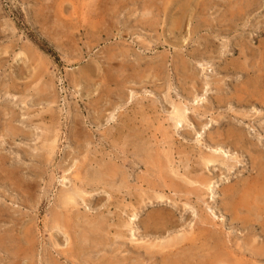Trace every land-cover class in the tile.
<instances>
[{"label": "rangeland", "instance_id": "rangeland-1", "mask_svg": "<svg viewBox=\"0 0 264 264\" xmlns=\"http://www.w3.org/2000/svg\"><path fill=\"white\" fill-rule=\"evenodd\" d=\"M180 1L0 0V264H264V0Z\"/></svg>", "mask_w": 264, "mask_h": 264}, {"label": "bare ground", "instance_id": "bare-ground-1", "mask_svg": "<svg viewBox=\"0 0 264 264\" xmlns=\"http://www.w3.org/2000/svg\"><path fill=\"white\" fill-rule=\"evenodd\" d=\"M134 1V0H133ZM148 1V0H147ZM158 1V0H157ZM169 2L170 0H166V2ZM173 2H174V0H172ZM176 1V0H175ZM189 1V0H188ZM192 0H190V2H187V1H185V2H182V0L180 1V2H182L183 4L184 3H187L188 5H189V3L191 4V3H193V1L191 2ZM119 2V1H118ZM131 2V1H130ZM144 2V1H143ZM150 2V1H149ZM178 2V1H177ZM176 2V3H177ZM121 3H124V2H121ZM137 3V2H136ZM135 3V4H136ZM139 3V2H138ZM153 3V2H152ZM151 3V4H152ZM169 3H171V2H169ZM118 4V3H117ZM147 4V3H146ZM149 4L150 3H148V7H149ZM157 4V3H156ZM160 4V3H159ZM173 4H175V2L173 3ZM172 3H171V5H173ZM187 4L184 6V7H186V9H185V11H184V9L182 10V11H184V13H186V11H187V9L190 7V5H189V7L187 8ZM197 4V3H196ZM239 4V3H238ZM246 4V3H245ZM143 6H145L144 4H142ZM154 5V4H153ZM163 4H161V6H162ZM232 5V4H231ZM151 6V5H150ZM159 6V5H158ZM160 6V7H161ZM180 6H182L181 4H180ZM55 7V6H54ZM155 7V6H154ZM163 7V6H162ZM173 7V6H172ZM171 6L169 7L170 9L172 8ZM234 7V6H233ZM136 8V7H135ZM147 8V7H146ZM146 8H144V9H146ZM181 8V7H180ZM183 8V7H182ZM261 8V7H260ZM148 9V8H147ZM146 9V10H147ZM152 9V8H151ZM154 9V8H153ZM157 8H155V10H156ZM164 9V8H163ZM162 9V10H163ZM195 9V8H194ZM149 11H150V9H148ZM142 11V10H141ZM148 11V13H150ZM157 11V10H156ZM181 11V10H180ZM182 11H181V13H182ZM192 11V10H191ZM145 12H147V11H145ZM164 12H165V10H164ZM173 12H175V11H173ZM236 12V11H235ZM137 13V12H136ZM141 13V12H140ZM156 13V12H155ZM159 13H161L160 11L158 12V14ZM184 13H182V14H184ZM139 14V13H138ZM241 14V13H240ZM146 15H148L147 13H146ZM150 15V14H149ZM156 15V14H155ZM178 15V14H177ZM176 15V16H177ZM144 16V15H143ZM193 16V15H192ZM136 17V16H135ZM165 17V16H164ZM182 17V16H181ZM233 17V16H232ZM142 18V17H141ZM147 18V17H146ZM149 18H151V17H149ZM148 18V19H149ZM174 18V17H173ZM147 19V20H148ZM143 20H145V18H143ZM182 20V19H181ZM146 21V20H145ZM152 21V20H151ZM156 21V20H155ZM159 21V20H158ZM165 21V20H164ZM178 21V20H177ZM225 21V20H224ZM144 23H146V22H144ZM177 23V22H176ZM139 24V23H138ZM148 23H146V25H147ZM176 26H177V24H176ZM176 26H174V27H176ZM153 27V26H152ZM225 27V26H224ZM176 28H178V27H176ZM175 29V28H174ZM195 30V29H194ZM192 32V31H191ZM197 32V31H196ZM180 47V46H179ZM249 49V48H248ZM119 54V53H118ZM126 55H127V53H126ZM123 56V55H122ZM113 58V57H112ZM112 60V59H111ZM185 61V60H184ZM247 61V60H246ZM124 63H126L125 61H123ZM122 67V66H121ZM126 68H127V66H126ZM237 68V67H236ZM132 69V68H131ZM247 70V69H246ZM238 71H239V69H238ZM248 71V70H247ZM89 72V71H88ZM249 72V71H248ZM261 72V71H260ZM81 75V74H80ZM85 75V74H84ZM260 77V76H259ZM82 78H84V77H82ZM87 78H89V77H87ZM261 78V77H260ZM142 79V78H141ZM264 79V78H263ZM127 80V79H126ZM258 80H259V78H258ZM261 80V79H260ZM259 80V81H260ZM84 81V80H83ZM141 81V80H140ZM86 83V82H85ZM247 83V82H246ZM259 83V82H258ZM243 85V84H242ZM263 85V84H262ZM259 86H261V85H259ZM238 88V87H237ZM247 88V87H246ZM245 88V89H246ZM257 88V87H256ZM261 90H264V88L263 89H261ZM252 91V90H251ZM255 91V90H254ZM246 92V91H245ZM249 92V91H248ZM262 92V91H261ZM249 93H251V92H249ZM253 93V92H252ZM258 93V92H257ZM248 94V93H247ZM255 95V94H254ZM248 96H250L249 94H248ZM251 97H253V96H251ZM262 97V96H261ZM263 97H264V95H263ZM53 98V97H52ZM243 98V97H242ZM245 98V97H244ZM248 99V98H247ZM263 99V98H262ZM251 100V99H250ZM237 102V101H236ZM250 102V101H249ZM179 109V108H178ZM185 108H183V110H184ZM176 111V110H175ZM186 112V111H185ZM183 113V112H182ZM186 114V113H185ZM173 115H175V112L173 113ZM175 117H176V115H175ZM177 117L179 118H177V121L175 122V124H176V126L177 127H180L181 126V123H182V119H181V117H182V115L180 114H178L177 115ZM184 118V117H183ZM172 121H174V120H172ZM8 122V121H7ZM5 125V124H4ZM5 127V126H4ZM9 128V127H8ZM7 128V129H8ZM12 129V128H11ZM230 132V131H229ZM10 133H11V131H10ZM226 133V132H225ZM231 133V132H230ZM233 133V132H232ZM237 133V132H236ZM9 134V133H8ZM19 133H16L15 135H18ZM227 135V134H226ZM226 135H225V137H224V139L226 138ZM232 135V134H231ZM230 135V136H231ZM235 135V134H234ZM237 135V134H236ZM229 136V135H228ZM242 136V135H241ZM245 136V135H244ZM222 137V136H221ZM237 137L239 138V135H237ZM246 137V136H245ZM54 138V137H53ZM132 138V137H131ZM241 140V139H240ZM225 141V140H224ZM231 141H233V140H231ZM233 142H235V141H233ZM244 143V142H243ZM234 144V143H233ZM235 145V144H234ZM237 146V145H236ZM216 151V150H215ZM139 152V151H138ZM219 152H222V150L221 151H219ZM143 153V152H142ZM157 153V152H156ZM176 153V152H175ZM215 153V152H214ZM217 153V152H216ZM151 155V154H150ZM204 155V154H203ZM180 156H182V155H180ZM185 156V155H184ZM202 156V155H201ZM222 156V155H221ZM137 157V156H136ZM152 157V156H151ZM204 157H205V155H204ZM1 158V157H0ZM138 158V157H137ZM221 158V157H220ZM223 158V157H222ZM143 159V158H142ZM150 160H151V158H149ZM204 159V162H205V164L207 165V166H210V164L212 165H214L216 162L218 163L219 162V160H218V155L217 156H207L206 158H203ZM1 160V159H0ZM3 161V160H2ZM143 161V160H142ZM187 161V160H186ZM255 161H257V159H255ZM262 161V160H261ZM264 161V160H263ZM4 162V161H3ZM2 162V163H3ZM148 162V161H147ZM173 162V161H172ZM221 162V161H220ZM258 162H260V161H258ZM1 163V164H2ZM149 163V162H148ZM202 163V162H201ZM261 163V162H260ZM84 164V163H83ZM146 164V163H145ZM181 164V163H180ZM220 164V163H219ZM225 164V163H224ZM254 164H255V162H254ZM262 164V163H261ZM140 165V164H139ZM263 165V164H262ZM200 166V165H199ZM228 166V168H229V170L231 171L232 170V166L231 165H226V167ZM82 167V166H81ZM157 167H159V166H157ZM166 167V166H165ZM187 167V166H186ZM253 167H255V165H253ZM260 167V166H259ZM80 168V167H79ZM98 168V167H97ZM100 169L99 170H101L100 171V173L99 174H97V172H99V171H97V172H95L97 175H95L96 177H94V178H92V179H89V182H92L91 184H92V187H93V183H95L96 185L98 184V186H99V184H101L102 185V182L104 183V180L107 178V177H109V178H111V177H115L116 176V172H115V169H114V167L113 166H111V165H100V167H99ZM162 168V167H161ZM185 168V167H184ZM258 168V167H257ZM168 169V168H167ZM255 169H256V167H255ZM148 170V169H147ZM262 170V169H261ZM3 171V170H2ZM82 171V170H81ZM157 171V170H156ZM9 172V171H8ZM80 172V171H79ZM148 172V171H147ZM2 173V172H1ZM94 173V174H95ZM150 173V172H149ZM160 173V172H159ZM164 173V172H163ZM166 173V172H165ZM164 173V174H165ZM93 174V175H94ZM3 175H4V173H3ZM6 175V174H5ZM4 175V176H5ZM8 175H10V174H8ZM16 175V174H15ZM167 175V174H166ZM7 176V175H6ZM6 176H5V179H6ZM91 176V175H90ZM165 176V175H164ZM0 177H2V176H0ZM12 177V176H11ZM82 177V176H81ZM127 177V176H126ZM182 177V176H181ZM16 178V177H15ZM83 178V177H82ZM161 178V177H160ZM1 179V178H0ZM5 179H3L2 181H4ZM14 179V178H13ZM17 179V178H16ZM143 179V181H144V183L147 181L148 182V179H147V177H146V181L144 180V178H142ZM142 179H140V180H142ZM165 179V178H164ZM168 179V178H167ZM170 179V178H169ZM207 179V178H206ZM81 180V179H80ZM88 180V179H87ZM107 180V179H106ZM126 180V179H125ZM152 180H154V179H152ZM185 180V179H184ZM209 180V179H208ZM6 181H8V180H6ZM9 181H10V179H9ZM13 181V180H12ZM127 181V180H126ZM159 181V180H158ZM197 181V180H196ZM205 181V179L203 180L202 178H201V180H200V184L202 183V182H204ZM210 181V180H209ZM261 182H262V180H260ZM15 182V181H14ZM84 182H85V180H84ZM106 182V181H105ZM125 182V181H124ZM151 180L149 181V184L151 185ZM178 182V181H177ZM7 183V182H6ZM122 183V182H121ZM141 183H143L142 181H141ZM256 183H258V182H256ZM14 184L15 183H13L12 185L14 186ZM80 184V183H79ZM85 184H86V182H85ZM84 184V185H85ZM88 184V183H87ZM90 184V185H91ZM126 184H128L127 182H126ZM126 184H124V185H126ZM186 184V183H185ZM194 184V186L192 187V189L196 192V191H199V189L198 188H200V187H197L196 185L198 184V183H193ZM83 185V184H82ZM84 185H83V187H84ZM177 185V184H176ZM179 185H180V182H179ZM113 186V185H112ZM127 186V185H126ZM182 186V185H181ZM186 186V185H185ZM209 186V185H208ZM245 186V185H244ZM250 186V185H249ZM248 186V187H249ZM251 186H254V185H251ZM80 187V186H79ZM78 187V188H79ZM119 187V186H118ZM130 187V186H129ZM128 187V188H129ZM170 187H171V185H170ZM177 187V186H176ZM180 187V186H179ZM246 187V186H245ZM260 187V186H259ZM74 188H75V186H74ZM127 188V189H128ZM165 188V187H164ZM183 188V187H182ZM182 188H180V189H182ZM187 188H188V186H187ZM191 188V187H190ZM225 188H227V187H225ZM249 188H251V187H249ZM255 188V187H254ZM258 188V187H257ZM261 188V187H260ZM82 189V188H81ZM121 189V188H120ZM119 189V192L121 191ZM125 189V188H124ZM132 189V188H131ZM145 189V188H144ZM149 189V188H148ZM171 189V188H170ZM184 189H185V187H184ZM224 189V188H223ZM228 189V188H227ZM246 189H247V187H246ZM263 189V188H262ZM113 190V189H112ZM158 190V189H157ZM187 190V189H186ZM185 190V191H186ZM191 190V189H190ZM255 190L257 191L258 189H256L255 188ZM66 191V190H65ZM70 191V190H69ZM76 191V190H75ZM75 191H74V193H75ZM78 191V190H77ZM85 191V190H84ZM114 191V190H113ZM125 191V190H124ZM146 191V190H145ZM182 191V190H181ZM184 191V192H185ZM189 191V190H188ZM192 191V190H191ZM242 193H244V190L242 189ZM70 192H72V191H70ZM83 192V191H82ZM157 192V191H156ZM172 192H174V191H172ZM183 192V191H182ZM190 192V191H189ZM247 192V191H246ZM63 193V192H62ZM73 193V194H74ZM76 193H79V192H76ZM84 193V192H83ZM128 193V192H127ZM168 193V192H167ZM186 193H187V191H186ZM248 193V192H247ZM249 193H250V191H249ZM251 193H252V191H251ZM80 194V193H79ZM153 194V193H152ZM155 194V193H154ZM199 193H197V195H198ZM230 194V193H229ZM253 194V193H252ZM255 194V193H254ZM257 194V193H256ZM67 195H69L68 193H67ZM140 195V194H139ZM157 195V194H156ZM160 195V194H159ZM162 195V194H161ZM184 195V194H183ZM186 195V194H185ZM190 195V194H189ZM201 195V194H200ZM242 195V197L244 196L243 194H241ZM75 196H76V194H75ZM79 196V195H78ZM153 196V195H152ZM229 196V195H228ZM159 197V196H158ZM157 197V198H158ZM183 197V196H182ZM233 197H234V195H233ZM244 197H246V196H244ZM248 197V196H247ZM256 197H258V196H256ZM261 197V196H260ZM73 198V197H72ZM80 198H81V195H80ZM143 198V197H142ZM154 198V197H153ZM161 198V201H162V197H160ZM186 198V197H185ZM199 198V197H198ZM231 198H232V195H231ZM230 198V199H231ZM249 198V197H248ZM259 198V197H258ZM60 199H61V197H60ZM65 199V198H64ZM75 199V198H74ZM82 199V198H81ZM200 199V198H199ZM251 199H252V197H251ZM255 199V198H254ZM146 200V199H145ZM155 200V199H154ZM164 200H166V199H164ZM169 200V199H168ZM238 200V202H239V199H237ZM241 200V199H240ZM248 200H250V199H247V198H244L243 199V201H241L243 204H247V202H248ZM256 200V199H255ZM255 200H253V201H255ZM83 201V200H82ZM153 201V200H152ZM159 201V200H158ZM198 201V200H197ZM233 201V200H232ZM231 201V202H232ZM261 201V200H260ZM78 202V201H77ZM139 202H141V201H139ZM145 202V201H144ZM167 202V201H166ZM201 202V201H200ZM226 202H228V201H226ZM252 202V201H251ZM251 202H250V204H251ZM257 202V201H256ZM150 203V202H149ZM160 203H162V202H160ZM229 204H230V202H228ZM253 203V202H252ZM224 204V203H223ZM254 204V203H253ZM256 204V203H255ZM254 204V205H255ZM62 205V204H61ZM76 205V204H75ZM142 205H143V203H142ZM228 205V204H227ZM233 205V210L232 209H230L231 210V212L232 211H234V208L236 209V207H234L235 205H236V202H235V204L233 203L232 204ZM240 205V204H239ZM264 205V204H263ZM72 206H74V205H72ZM226 206V205H225ZM229 206V205H228ZM241 206V205H240ZM245 206V205H244ZM249 206V205H248ZM251 206V205H250ZM61 207V206H60ZM126 207V206H125ZM132 207V206H131ZM231 207V206H230ZM229 207V208H230ZM242 207V206H241ZM253 207H256V206H253ZM260 207V206H259ZM75 208V207H74ZM133 208V207H132ZM237 208H239V207H237ZM246 208H248V207H246ZM252 208V207H251ZM257 208V207H256ZM63 209H65V208H63ZM131 209V208H130ZM242 209V208H241ZM252 209H254V208H252ZM262 209V208H261ZM132 210V209H131ZM186 210V209H185ZM227 210V209H226ZM259 210V212L261 213V211H260V209H258ZM161 211V210H160ZM239 211H240V209H239ZM252 212H254V210H251ZM1 213L3 212L2 210L0 211ZM72 212V211H71ZM229 212V211H228ZM244 212H246L245 210H244ZM264 212V211H263ZM62 213V212H61ZM68 213V212H67ZM131 213V212H130ZM240 213V212H239ZM242 213V212H241ZM251 213V212H250ZM69 214V213H68ZM230 214V213H229ZM235 214H236V212H235ZM238 214V213H237ZM243 214V213H242ZM246 214V213H245ZM254 214V213H253ZM253 214L252 215H249V212H248V215L249 216H253ZM62 215V214H61ZM138 215V214H137ZM137 215L135 216L134 215V219L132 220V223H133V221H135V219L137 218ZM239 215V214H238ZM257 215V214H256ZM255 215V216H256ZM166 216V215H165ZM237 215H235L234 217H231V218H235ZM248 216V217H249ZM258 216L260 217V215L258 214ZM257 216V217H258ZM1 218H2V216H0ZM129 217H131V216H129ZM158 218H160V216H157ZM238 217V216H237ZM254 217V216H253ZM157 218V220L155 219V217L154 216H152L151 218H150V220H149V222H147L146 224H144V225H146V229L147 228H149L150 226H151V223H153V225L154 226H156L158 223H159V219ZM202 218V217H201ZM205 218V217H204ZM242 218V217H241ZM240 218V219H241ZM104 219V218H103ZM129 219H131V218H129ZM206 219V218H205ZM209 219V218H208ZM235 219H237V218H235ZM246 219V218H245ZM255 219H256V217H255ZM260 219V218H259ZM258 219V220H259ZM242 221L244 220V218L243 219H241ZM240 220V221H241ZM250 220V219H249ZM254 220V219H253ZM253 220H252V222H253ZM257 220V221H258ZM261 220V219H260ZM63 221V220H62ZM61 221V222H62ZM106 221V220H105ZM201 221V220H200ZM200 221H198V222H200ZM210 221V220H209ZM232 221H234L233 219H232ZM237 222L239 221V218L236 220ZM241 221V222H242ZM122 223H123V221H121ZM126 222V221H125ZM124 222V223H125ZM127 222H129V221H127ZM163 222V221H162ZM207 222V221H206ZM247 223H248V221H246ZM245 222V223H246ZM255 222V221H254ZM123 223V228L124 227H126V223L124 224ZM130 223V222H129ZM209 223V222H208ZM239 223V222H238ZM244 223V222H243ZM244 223V224H245ZM256 223V222H255ZM261 223V222H260ZM262 223H263V221H262ZM65 224V223H64ZM200 224V223H199ZM257 224V223H256ZM101 225V224H100ZM118 225H120V224H118ZM129 225V224H128ZM134 225V224H133ZM166 225V224H165ZM200 225H202V224H200ZM213 225V224H212ZM246 225H248V224H246ZM246 225H245V227H246ZM253 224H251V226H252ZM90 226V225H89ZM204 226V225H203ZM243 226V225H242ZM249 226V225H248ZM254 226V225H253ZM259 226V225H258ZM264 226V225H263ZM262 226V227H263ZM95 227V226H94ZM120 228H122L121 226H119ZM129 227V226H128ZM198 227H200V226H198ZM208 227H209V224H208ZM244 227V226H243ZM261 227V228H262ZM97 228V227H96ZM89 229V228H88ZM143 229V228H142ZM197 229V228H196ZM199 229H201V227L199 228ZM203 229V228H202ZM204 229H205V227H204ZM203 229V230H204ZM208 229V228H207ZM212 229V228H211ZM211 229H210V231H211ZM128 230V229H127ZM131 230V229H130ZM198 230V229H197ZM93 231V230H92ZM204 231H206V230H204ZM203 231V232H204ZM264 231V230H263ZM263 231H261V232H263ZM97 232V231H96ZM202 232V233H203ZM31 233V232H30ZM205 233V232H204ZM66 234V233H65ZM89 234V233H88ZM132 234H133V232H132ZM81 235V234H80ZM180 236V235H179ZM178 236V237H179ZM183 236V235H182ZM208 237V236H207ZM213 237V236H212ZM185 238H186V236H185ZM184 237H183V239H185ZM79 239V238H78ZM77 239V240H78ZM81 239V238H80ZM83 239H84V237H83ZM170 239H171V237H170ZM208 239V238H207ZM132 240V239H131ZM177 240V239H176ZM179 240H181L180 238H179ZM196 240V239H195ZM195 240H194V242H195ZM225 240V239H224ZM85 241V240H84ZM167 241V240H166ZM175 240H173V242H174ZM191 241H193V239L191 240ZM222 241V240H221ZM221 241H220V243H221ZM8 242V237H6V236H0V247H2V245H5L6 243ZM91 242V241H90ZM165 242V241H164ZM163 242V243H164ZM168 242V241H167ZM176 242V241H175ZM178 242V241H177ZM176 242V243H177ZM181 242V241H180ZM209 242V241H208ZM218 242V241H217ZM146 243V242H145ZM219 243V244H220ZM82 244V243H81ZM99 244V243H98ZM165 244V243H164ZM167 244V243H166ZM168 244H169V242H168ZM167 244V245H168ZM171 244V243H170ZM181 244V243H180ZM193 244H195V243H193ZM203 244V243H202ZM222 244V243H221ZM10 245V244H9ZM177 245V244H176ZM175 245V246H176ZM6 246V245H5ZM17 246H19V245H17ZM174 245H173V247H171L172 249L175 247ZM186 246H188V245H186ZM185 246V247H186ZM219 246H221V245H219ZM223 246V245H222ZM221 246V247H222ZM96 248L98 247H100V246H95ZM224 247V246H223ZM222 247V248H223ZM3 248V247H2ZM5 248V247H4ZM15 248V247H14ZM152 248V247H151ZM170 248V247H169ZM176 248V247H175ZM182 248V247H181ZM227 248V247H226ZM254 248H257V247H254ZM260 249H262L263 247H259ZM258 248V249H259ZM26 248H22V247H17V250H16V256H17V258H20L21 257V255L20 254H23L24 256H25V254H26V250H25ZM141 249V248H140ZM215 249V248H214ZM217 249H219V248H217ZM251 249V248H250ZM250 249H248V250H250ZM252 249H253V247H252ZM251 249V250H252ZM5 249H3V251H4ZM15 250V249H14ZM138 250V249H137ZM160 250V249H159ZM167 250V249H166ZM170 250V249H169ZM169 250H168V252H169ZM226 250V249H225ZM228 250V249H227ZM251 250H250V252H251ZM254 250V249H253ZM252 250V252L254 253V251ZM11 251V250H10ZM139 251V250H138ZM141 251V250H140ZM261 251V250H260ZM157 252V251H156ZM162 252V251H161ZM176 252V251H175ZM183 252H185V250L183 251ZM192 252V251H191ZM255 252H258V250L256 249V251ZM10 253V252H9ZM146 253V252H145ZM158 253H160V252H158ZM166 253H167V251H166ZM214 253V252H213ZM217 253V252H216ZM245 253V252H244ZM253 253H252V255H253ZM260 253V252H259ZM12 254V253H11ZM162 254V253H161ZM170 254V253H169ZM179 254V253H178ZM192 254V253H191ZM255 254V253H254ZM264 254V253H263ZM5 255V254H4ZM7 255H8V253H7ZM7 255H5V256H7ZM13 255V254H12ZM146 255V254H145ZM186 255V254H185ZM193 255V254H192ZM257 255V254H256ZM260 255V254H259ZM14 256V255H13ZM189 257V256H188ZM258 257V256H257ZM7 258H9V256L7 257ZM14 259H15V257H13ZM193 257H191V259H192ZM254 258H255V256H254ZM116 259V258H115ZM177 259V258H176ZM179 259H181V257L179 258ZM185 259V258H184ZM188 259V258H187ZM191 259H189V260H191ZM259 259V258H258ZM7 260H11V259H7ZM6 260V261H7ZM22 260V259H21ZM256 260V259H255ZM125 261V260H124ZM182 261V260H181ZM192 261V260H191ZM10 262H15V260L13 261H10ZM57 261H55V263L54 264H57L56 263ZM140 262H141V260H140ZM150 262V261H149ZM154 262V261H153ZM186 262V261H185ZM23 263V262H22ZM33 263V262H32ZM59 263V262H58ZM184 263V262H183ZM188 263V262H187ZM192 263V262H191ZM5 264V263H4ZM13 264V263H12ZM14 264H21L20 263V261H16ZM34 264H37L36 262L34 263ZM50 264V263H49ZM102 264V263H101ZM116 264V263H115ZM136 264V263H135ZM142 264V263H141ZM185 264V263H184ZM188 264H190V262L188 263ZM199 264V263H198ZM249 264V263H248Z\"/></svg>", "mask_w": 264, "mask_h": 264}]
</instances>
